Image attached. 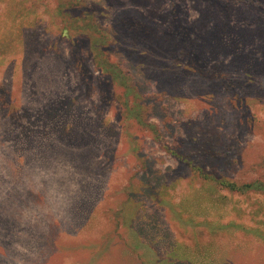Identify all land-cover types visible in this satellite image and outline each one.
Wrapping results in <instances>:
<instances>
[{"label": "rangeland", "instance_id": "374dc122", "mask_svg": "<svg viewBox=\"0 0 264 264\" xmlns=\"http://www.w3.org/2000/svg\"><path fill=\"white\" fill-rule=\"evenodd\" d=\"M258 59L264 0H0V264H264Z\"/></svg>", "mask_w": 264, "mask_h": 264}, {"label": "trees", "instance_id": "16d2710c", "mask_svg": "<svg viewBox=\"0 0 264 264\" xmlns=\"http://www.w3.org/2000/svg\"><path fill=\"white\" fill-rule=\"evenodd\" d=\"M232 29H233V31H234V28L232 27ZM249 34L250 35H252L253 37H256V36H259V34H260V31H258V30H253V31H251V32H249ZM255 63H257V65H262V63H263V60H256L255 61ZM263 65H264V63H263ZM138 118L139 119H141L140 118V114L138 115ZM220 186L223 188V189H225V190H230V191H232V192H238V191H244V190H248V191H250V190H253L252 188H256L257 190H264V184H262V183H257V186L255 187L254 186V183H250V184H248V185H245V186H243V187H241V188H239V187H237L235 184H233V183H229V182H227V181H220Z\"/></svg>", "mask_w": 264, "mask_h": 264}]
</instances>
